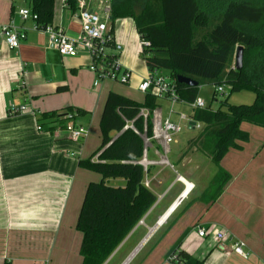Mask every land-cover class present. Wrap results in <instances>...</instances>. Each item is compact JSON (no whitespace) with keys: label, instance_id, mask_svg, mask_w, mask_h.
<instances>
[{"label":"crops","instance_id":"obj_1","mask_svg":"<svg viewBox=\"0 0 264 264\" xmlns=\"http://www.w3.org/2000/svg\"><path fill=\"white\" fill-rule=\"evenodd\" d=\"M102 1L107 5L108 0ZM104 5L97 9L90 1L87 7L103 13ZM20 8H30V0H0V24L13 20L27 29L17 50L0 41V264H81L82 235L79 238L72 229H76L88 182L100 178L78 163L96 150L97 128L83 115L114 90L102 82L93 85L95 75L88 69L90 59L85 52L70 57L47 48V35L33 28L32 19L23 21L17 14ZM78 12V8L70 12L63 0H55L52 25L76 38ZM112 21L109 13V31L115 42L125 45V39L113 32ZM11 102H25L29 107L10 115ZM32 109L40 114L67 109L78 114L80 110L82 116L77 115L75 122L87 123L92 131L85 126L87 135L72 140L58 121L38 120ZM37 124L52 132L38 131ZM255 126L262 128L261 136L252 144L247 140L240 143L241 148H230L218 165L192 152L195 149L188 150L187 143L174 152L173 162L167 156L172 151L169 147L168 164H161L157 161L163 147L144 141L146 159L152 161L146 186L157 198L147 218L152 219L148 227L154 231L145 242L147 230L143 231L132 251L144 243L127 264L135 263L141 252L138 264H174L168 253L179 239V249L201 264H264V127ZM210 163L214 174L203 181ZM221 170L230 177L213 198V181ZM185 182L194 186L183 193ZM200 226L227 232L229 238L221 245L210 235L199 236ZM230 238L245 243L246 257L231 250Z\"/></svg>","mask_w":264,"mask_h":264},{"label":"trees","instance_id":"obj_2","mask_svg":"<svg viewBox=\"0 0 264 264\" xmlns=\"http://www.w3.org/2000/svg\"><path fill=\"white\" fill-rule=\"evenodd\" d=\"M54 4L55 0H30L38 28L52 24ZM66 4L70 12L78 8L77 0H66ZM218 6L220 11L213 13L211 21L209 18L200 24L199 17L208 7L202 0H110L111 19L132 18L147 69L165 71L174 80L181 99L194 100L199 87L207 84H229L228 93L243 89L255 93L251 104H229L224 97L212 108L213 101H218L213 92L205 109L190 113L204 128L187 141V146L207 151L216 165L230 148H241L240 143L248 140L241 128L243 122L264 127V0H221ZM237 46H242V67L227 69ZM177 75L197 85L178 83ZM157 106V99L150 93L141 103L115 91L106 96L99 120L100 144L90 157L78 162L100 177L88 182L76 220V229L82 235L81 264H104L139 221L148 218L156 202V195L145 184L149 165L144 168L141 160L143 136L151 134V111ZM142 107L149 110L146 122L140 114ZM64 113L44 112L38 120L63 125ZM229 177L223 170L218 172L213 198ZM114 179H122L123 185H111ZM180 243L181 239L168 257L176 254V264H201L181 251Z\"/></svg>","mask_w":264,"mask_h":264},{"label":"built area","instance_id":"obj_3","mask_svg":"<svg viewBox=\"0 0 264 264\" xmlns=\"http://www.w3.org/2000/svg\"><path fill=\"white\" fill-rule=\"evenodd\" d=\"M90 1L77 0L79 9L77 16L80 22V32L76 38L67 36L61 28L55 27L52 24L42 29L38 28L35 24V14L30 8H20L17 14L23 21L32 19L34 22L33 28L39 29L47 35L46 47L56 50L61 56L73 57L79 52L88 54L90 59L88 69L95 75L93 81L94 86L104 79L127 84L130 79V71L122 67L117 58V55L122 50V46L114 41L113 34L107 26L110 5L108 2L107 5H104V2L101 0L100 4L104 5V8L103 13H99L87 7ZM63 3L67 6L66 0H63ZM26 31V27L17 25L13 20L6 24H0V41H4L10 48L17 50L20 47L21 41L26 38ZM143 45H147V42H143ZM24 86V82L21 81L19 87L23 88ZM226 87V83L216 85L213 90L216 94L215 96L223 95L226 92ZM137 89L144 95L150 93L155 98L170 104V108L165 116L161 113V104H158L151 111V134L149 137L144 134V141L150 142L149 140H151L163 147V155H161L157 162L166 164L169 145L176 142V136L182 131V128H189V122L193 120L190 117V113L195 109H205L207 102L200 96H197L192 101L181 99L177 94L174 80L165 71L163 72L157 69H148L147 76L141 80ZM213 102L217 103L216 100ZM176 103L186 107L189 113L182 110L175 111L173 105ZM28 107V104L25 102H11L7 107V113L10 115L22 113ZM32 112L37 115L40 114L34 109H32ZM140 114L146 122L149 110L142 107ZM172 115H175L176 119H172ZM76 116L77 114L74 111H66L61 116L64 121L61 128L72 140L80 141L87 135L88 130L85 126L75 122ZM199 124V122L195 121V127H198ZM36 129L38 131L52 132L50 127H46L43 124H37ZM151 163L152 161L146 159L145 148L141 164L145 168ZM145 184H147L146 180ZM184 184L190 189L193 187V183L189 185ZM156 223L159 225L160 219ZM197 233L199 236H205L210 233L221 245L229 238L226 232L217 229H212L209 232L201 226L198 227ZM230 241V248L233 252L246 256L243 250L245 245L243 241L233 238H230Z\"/></svg>","mask_w":264,"mask_h":264},{"label":"rangeland","instance_id":"obj_4","mask_svg":"<svg viewBox=\"0 0 264 264\" xmlns=\"http://www.w3.org/2000/svg\"><path fill=\"white\" fill-rule=\"evenodd\" d=\"M91 1H92L93 6H96L97 9L98 7H100L101 0H91ZM202 1L205 6H208L207 7L208 9L205 7L204 9L205 12L203 11V14L200 15L198 21L200 24H205L207 19L210 18L209 20L211 21L214 12L220 11V7L218 5L220 4L221 0H202ZM108 4L110 5L109 0H108ZM217 6L218 8H215ZM138 10H139V7L136 6V11ZM112 23H113V32L115 33L118 32V34L121 35L123 39H125V45L121 42L120 43L118 42L120 45L122 44L121 45L122 50L117 56V58H118V62L120 63V65L130 71V79L127 84H123L117 81H111L109 79L101 80L99 81V83L102 82L106 86L109 85L110 86L109 89L117 91V93L128 96L136 100L137 102L141 103L144 101V94L138 91L137 86L141 82L142 78H145L147 76L148 69L141 55L142 47H141L138 33L136 31L134 22L131 20V18H118V19L113 20ZM109 25L111 26V22L109 23ZM234 62H235V53H234V57L232 61L230 62V64H228L227 69L235 68ZM213 90H214L213 85L211 84L203 85L199 87L198 95L202 97L206 102H208L211 100ZM227 90H229V88L226 87V92L223 95L217 96L218 101L217 103L213 102L212 108H216L218 106V103L224 100V97H227V102L229 104H251L254 101L255 93L252 90L243 89L240 91H233L230 93H228L229 91ZM104 100L105 98L103 97L102 100H100L97 107L95 108V110L94 108L90 109L88 110V112H86L83 115L85 116L86 119L91 120V123H93L95 127L97 128L95 132L96 144H95L94 149L97 148V146L100 143L99 119H100L101 111L103 108ZM160 103H161V113L163 116H165L167 114V111L170 108V104L163 102V101H161ZM173 108L175 111L182 110V111L187 112L188 110L186 107L180 104H177V103L173 105ZM78 116H82V115L78 114ZM172 119H176V116L172 115ZM85 126L88 127V129L90 128V130L92 131L91 127L87 123ZM203 128H204V125L202 123H200L198 127H195L193 129L188 128V127H183L182 131L176 136L177 143H171L169 145L170 149H172L171 153L167 155L169 160L173 162L174 152L176 150L183 148L186 145L187 140L192 137L197 136L202 131ZM241 128L247 132L249 144L254 143L255 140L261 136V134H259L260 132L259 130H261L262 128L256 127L255 125L249 122H243L241 124ZM189 149L190 151L195 149V151H192V152H196L200 155L202 154L204 156H209L207 151L203 152L199 148L188 147V150ZM211 166H212L211 169L206 170L205 176L202 178L203 181L204 179L207 180L209 177L213 176L215 167L213 164H211ZM95 174L99 178V175L97 173ZM123 183L124 181L122 179H114L110 181L111 185H123ZM150 217H152V215H150ZM151 220L152 219H146L145 221L142 220L143 222L137 225L139 226L138 229L137 230H135L136 228L134 229L135 232L133 231L134 233L128 238H126V240L122 243V245L117 250L116 254L111 259H109V261H107L106 263L107 264H119L120 261L125 259V257L132 251L133 246L135 245V243L137 242V240L139 239V236L143 233V231L144 233L146 230L148 232V228L150 227L149 222ZM72 230H74V233H76L77 236H79L80 238L81 236L80 232L76 231V229H72ZM142 254L143 252L140 253L135 263H133L134 262L133 261L131 264H138L142 258Z\"/></svg>","mask_w":264,"mask_h":264},{"label":"water","instance_id":"obj_5","mask_svg":"<svg viewBox=\"0 0 264 264\" xmlns=\"http://www.w3.org/2000/svg\"><path fill=\"white\" fill-rule=\"evenodd\" d=\"M242 59H243V56H242V46H238L237 48H236V51H235V68L236 69H241V67H242ZM176 81L178 82V83H185V84H188V85H197V82L196 81H194V80H191V79H189V78H186V77H184V76H182V75H177L176 76ZM195 127V121L194 120H191L190 122H189V128H191V129H193ZM143 221L141 220V221H139V223L138 224H140V223H142ZM137 224V225H138ZM157 224V223H156ZM137 225L133 228V230L126 236V238H128L130 235H131V233L134 231V229L137 227ZM158 225V224H157ZM126 238L120 243V245L114 250V252L109 256V258L118 250V248L122 245V243L126 240ZM143 241V240H142ZM141 241V242H142ZM140 242V243H141ZM139 243V244H140ZM138 246V245H137ZM135 250V249H134ZM133 250V251H134ZM132 251V252H133ZM132 252L130 253V254H132ZM129 257V256H128ZM128 257H127V259H128ZM108 258V259H109ZM126 259V260H127ZM107 261V260H106ZM106 261H105V263H106ZM104 263V264H105ZM124 263V262H123ZM122 263V264H123Z\"/></svg>","mask_w":264,"mask_h":264},{"label":"bare ground","instance_id":"obj_6","mask_svg":"<svg viewBox=\"0 0 264 264\" xmlns=\"http://www.w3.org/2000/svg\"><path fill=\"white\" fill-rule=\"evenodd\" d=\"M89 9H91V8H89ZM93 10V9H92ZM117 43V42H116ZM141 43V42H140ZM238 47V46H237ZM236 47V48H237ZM119 55V54H118ZM117 55V56H118ZM89 56V55H88ZM242 56H243V54H242ZM236 69V68H235ZM158 70V69H157ZM160 71V70H159ZM215 87V86H214ZM230 85L229 84H227V88H229V90H230ZM229 90H227V91H229ZM157 99V98H156ZM162 100H160V99H157V102H158V104H161L160 102H161ZM167 164H168V159H167ZM171 167H172V165H171ZM177 178L178 179H181L182 180V178L180 177V176H177ZM187 185H189L191 182H185ZM193 186H194V184H193ZM193 188V187H192ZM191 188V189H192ZM189 187H187L186 185H185V190H184V192L183 193H186L187 191H189V190H191ZM163 218H164V216L162 217V218H160V223L161 222H163ZM212 230V229H211ZM211 230H209V232L211 231ZM154 231V228L152 227V228H149V230H148V232H147V234L145 235V237H144V242L147 240V238L149 237V235L152 233ZM223 232V231H222ZM227 233V232H226ZM207 235H210L211 237H213L210 233L209 234H206L205 236H207ZM228 235V234H227ZM214 238V237H213ZM215 239V238H214ZM216 240V239H215ZM144 242H141L140 244H138V246L135 248V250L132 252V254H130L129 255V257H128V259L123 263V264H127L133 257H134V255L137 253V251L140 249V247H141V245L144 243ZM245 244V243H244ZM244 248H245V245H244ZM244 248H243V250H244ZM235 253V252H234ZM244 253L246 254V256H247V253H246V251L244 250ZM237 254V253H236ZM239 255V254H238ZM240 256H242V255H240ZM246 256H242V257H246ZM174 264H176L175 262L179 259L175 254H171L169 257H168Z\"/></svg>","mask_w":264,"mask_h":264}]
</instances>
